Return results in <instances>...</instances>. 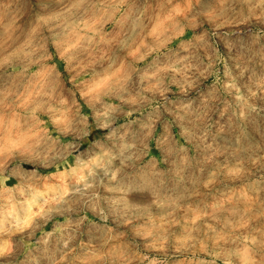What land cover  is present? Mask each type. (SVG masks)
<instances>
[{"label":"clouds","instance_id":"clouds-1","mask_svg":"<svg viewBox=\"0 0 264 264\" xmlns=\"http://www.w3.org/2000/svg\"><path fill=\"white\" fill-rule=\"evenodd\" d=\"M0 264H264V0H0Z\"/></svg>","mask_w":264,"mask_h":264}]
</instances>
